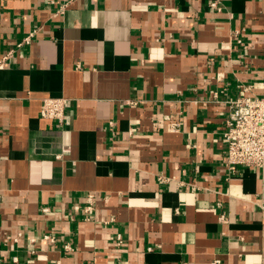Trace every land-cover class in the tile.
I'll return each mask as SVG.
<instances>
[{
    "label": "crops",
    "instance_id": "crops-1",
    "mask_svg": "<svg viewBox=\"0 0 264 264\" xmlns=\"http://www.w3.org/2000/svg\"><path fill=\"white\" fill-rule=\"evenodd\" d=\"M11 48L2 261L264 264V167L230 174L223 138L229 101L264 96V0H0Z\"/></svg>",
    "mask_w": 264,
    "mask_h": 264
},
{
    "label": "built area",
    "instance_id": "built-area-1",
    "mask_svg": "<svg viewBox=\"0 0 264 264\" xmlns=\"http://www.w3.org/2000/svg\"><path fill=\"white\" fill-rule=\"evenodd\" d=\"M217 6V2H212ZM33 32L17 44V48L32 42ZM15 49L7 50L0 58L3 65L14 53ZM68 99L66 97H44L41 115L50 120L63 123L66 116ZM169 119V118H168ZM170 126L177 128L180 124L171 120ZM223 138L226 143V167L230 174H238L239 167H264V96L241 95L229 101V113L224 121ZM49 237V236H47ZM68 248L72 249L68 246ZM18 258L13 257V264Z\"/></svg>",
    "mask_w": 264,
    "mask_h": 264
}]
</instances>
